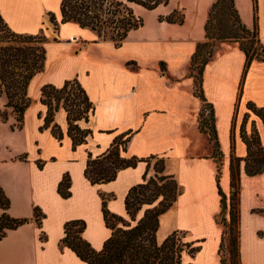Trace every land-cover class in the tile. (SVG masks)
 <instances>
[{"label":"crops","instance_id":"crops-1","mask_svg":"<svg viewBox=\"0 0 264 264\" xmlns=\"http://www.w3.org/2000/svg\"><path fill=\"white\" fill-rule=\"evenodd\" d=\"M215 1L168 0L153 10L131 4L143 24L115 47L89 28L74 22L61 24V0H0V19L11 32L36 35L42 30L47 38L44 70L26 88L30 104L22 128H12L16 117L11 109L6 121L0 118V187L10 202L7 214L28 220L6 231L0 240V264H88L63 246L64 225L83 221L82 239L100 251L111 236L101 195L108 197L109 213L129 220L126 195L143 182L144 175L147 179L156 175V160L152 159L119 170L108 183L92 185L85 177L88 153L93 158L102 155L116 137L127 133L130 139L121 157L163 160L161 174L172 176L180 189L171 208L159 217L157 242L181 232L184 242L200 249L193 257L183 253L180 264H221V197L214 143L199 129L203 104L213 113L221 154L219 185L228 207L230 165L236 169L238 160L239 264H264V171L253 177L245 174L247 147L243 141V135L249 137L254 129L264 147V112L260 118L249 109H264V62L253 60L246 68V56L238 44H223L203 69L204 101L194 94V79L189 77L191 57L206 40L204 28ZM233 3L241 23L249 30L256 27L264 46V0ZM174 11L183 14L181 25L159 21ZM147 13H152L150 22ZM50 14L59 24L57 31ZM74 79L94 106L88 122H78L92 134L75 150L62 108L53 121L62 140L55 139L49 128L40 130L47 112L40 102L42 86L60 88ZM64 176L70 180L68 198L58 193ZM35 209L42 215L39 224ZM2 212L0 208V216Z\"/></svg>","mask_w":264,"mask_h":264},{"label":"trees","instance_id":"trees-1","mask_svg":"<svg viewBox=\"0 0 264 264\" xmlns=\"http://www.w3.org/2000/svg\"><path fill=\"white\" fill-rule=\"evenodd\" d=\"M167 2L168 0H61L60 23L74 22L81 28H89L94 31L99 39L112 41L115 47H120L128 32L138 29L143 24L142 19L134 15L130 7L131 4L141 6L146 10H153ZM219 15L230 21L231 26L228 30H213L212 21ZM49 20L53 24L54 30L57 31L59 24L52 14H50ZM183 20V14L178 11H174L164 18L159 17V21L169 24L181 25ZM204 29L206 40L196 46L189 66V77L194 79V87L197 86V82L200 85L199 93L197 94L195 89L194 94L202 101H204L201 91L203 69L212 58L217 43H237L246 56V68L253 60L264 62V46L258 39L256 27L249 30L241 23L233 0H216L209 10ZM11 35L19 41L32 44L27 48L20 46L0 48V82L5 87L4 90L0 88V95L2 93L6 95L8 101L5 108L11 107L15 114L16 124L12 128L21 129L24 112L30 104V100L26 97V88L31 78L44 70V45L47 38L42 30L36 35L15 33ZM132 64L134 63L128 65ZM18 93L20 94L18 95ZM40 102L47 107L44 124L40 130L49 128L53 137L60 142L63 135L53 121L55 113L59 108H62L66 112L67 136L71 139L73 150L84 144L91 136V131L81 129L78 122H88L89 117L94 113V106L76 79L66 81L60 88L49 84L42 86ZM205 108L208 107L203 104L199 114V129L203 133H208L214 143L213 158L217 165L216 183L221 197V215L227 211L228 219L227 229L223 231L219 247V256L224 248L225 234H228L231 260L234 251L239 260V243L236 247L232 238V226L238 218L234 203L239 191L238 160L236 169L233 163L230 165V203L228 207L226 197L219 185L221 154L218 152L216 132L212 125L213 113L210 109L211 123H209V120L204 116ZM249 109L260 118L263 116L264 109L257 110L252 106H249ZM7 116L6 111H0L1 120L6 121ZM129 139L130 133L116 137L107 151L98 157L93 158L88 153L84 170L85 177L92 185H95L113 181L119 170L135 167L138 162L150 163L152 159L156 160L154 164L156 175L148 179L144 175L143 182L132 187L125 197V209L129 220L109 213L106 209L108 197L101 195L103 218L106 227L111 230V236L105 241L102 249L95 251L82 239L81 234L85 223L78 220L69 221L64 225L62 244L88 264H180L183 253L193 257L200 248L192 243L184 242V235L181 232L170 234L162 243H158L156 239L160 215L171 208L180 194L178 184L172 176L161 174L163 160L155 157H150L148 160L121 157V152L125 151V145ZM243 141L247 147L245 174L249 177L261 174L264 171V151L260 147L253 150L254 145L260 146L257 133L251 137L243 135ZM69 187V177L64 176L58 185V193L63 198H68L70 196ZM9 205V199L0 187V208L3 211L0 216V240L5 236L6 231L17 229L28 222L26 219L11 218L7 214ZM143 206L147 208L137 219L136 215ZM41 217L40 211L35 209L34 219L37 224L40 223ZM220 262L225 264L221 257ZM230 264H235V262L231 261Z\"/></svg>","mask_w":264,"mask_h":264},{"label":"rangeland","instance_id":"rangeland-1","mask_svg":"<svg viewBox=\"0 0 264 264\" xmlns=\"http://www.w3.org/2000/svg\"><path fill=\"white\" fill-rule=\"evenodd\" d=\"M149 12V11H148ZM53 15V14H52ZM151 15L152 13H147V15L145 16V18H147V21L150 22L151 21ZM54 16V15H53ZM55 18V17H54ZM56 21V20H55ZM231 26V23L229 20H227L225 17H221L220 15L218 17H216V19H214L212 21V28L214 31H226L230 28ZM11 34H14L13 32H11L7 26L3 23V21L0 19V48H5V47H9V46H12V47H17V46H20L22 48H27V47H30L32 44L30 42H25V41H19L18 39H15L14 37H12ZM225 43H230V42H224V43H217L216 44V47H215V50H214V53L215 54L216 52H218V50H220V48L222 47L223 44ZM255 46V45H254ZM0 54H1V51H0ZM0 88L2 90H4V85L1 84L0 82ZM196 89L197 91V94L199 93L200 91V85L198 84L197 82V86L196 87H193V91ZM20 93H18L19 95ZM19 97V96H18ZM4 99V102L3 104L0 105V111H6L7 114H8V109H11V107L9 108H5V105L7 103V98H6V95L4 93H2L0 95V100ZM204 116L206 119L209 120V123L210 122V110L208 108H205V111H204ZM255 130L252 129L249 136L251 137L252 135H255ZM262 148L263 151H264V147L261 146H253V150H256L257 148ZM234 203H235V209L237 211V204H238V199H237V195L234 199ZM144 207L146 206H143L141 208V212H143V209H145ZM147 208V207H146ZM136 218H137V215H136ZM227 211H225L224 213H222V215H220L219 217V222L221 224V226L223 227V231H226L227 229ZM226 221V222H225ZM238 236H239V231H238V218L236 219V222H234L233 226H232V238H233V241H234V245L237 247L238 246ZM220 257L222 259H224L225 261V264H230V262H235V264H239V260H238V256L236 255V252L234 251V255L232 256V260H231V257L229 255V236L228 234H225V238H224V248L220 254Z\"/></svg>","mask_w":264,"mask_h":264}]
</instances>
